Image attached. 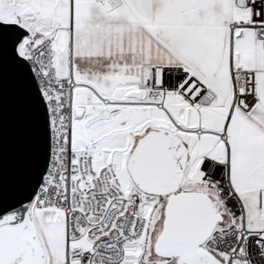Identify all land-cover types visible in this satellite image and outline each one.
Wrapping results in <instances>:
<instances>
[{
    "label": "snow or ice",
    "instance_id": "1",
    "mask_svg": "<svg viewBox=\"0 0 264 264\" xmlns=\"http://www.w3.org/2000/svg\"><path fill=\"white\" fill-rule=\"evenodd\" d=\"M0 264H264V0H0Z\"/></svg>",
    "mask_w": 264,
    "mask_h": 264
}]
</instances>
